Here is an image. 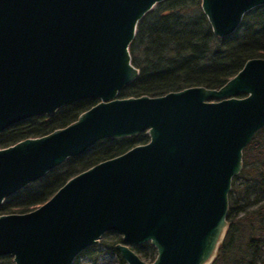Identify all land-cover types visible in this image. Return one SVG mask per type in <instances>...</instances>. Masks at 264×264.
Masks as SVG:
<instances>
[{
	"label": "water",
	"instance_id": "1",
	"mask_svg": "<svg viewBox=\"0 0 264 264\" xmlns=\"http://www.w3.org/2000/svg\"><path fill=\"white\" fill-rule=\"evenodd\" d=\"M166 0H0V133L95 101L63 128L0 149V206L102 140L147 141L66 180L43 204L0 215V257L72 264L106 233L124 264H211L226 230L227 194L243 149L264 127V59L217 89L118 99L137 77V23ZM225 39L264 0H198ZM148 244L151 262L127 246Z\"/></svg>",
	"mask_w": 264,
	"mask_h": 264
},
{
	"label": "trees",
	"instance_id": "2",
	"mask_svg": "<svg viewBox=\"0 0 264 264\" xmlns=\"http://www.w3.org/2000/svg\"><path fill=\"white\" fill-rule=\"evenodd\" d=\"M128 51L131 65L138 74L118 92V99L159 97L189 87L217 89L238 72L246 60L264 59V7L244 14L231 36L216 39L200 12L198 0H166L137 23ZM94 104L95 101H79L51 116L17 123L0 133V149L63 128ZM146 141L140 134L94 144L81 156L67 159L7 197L0 206V215L33 210L69 178ZM241 164V171L231 180L227 194V230L211 264H264V127L243 149ZM104 235L103 249L116 255L117 264H124L114 250L120 238L114 233ZM130 250L143 262H151L155 255L148 244ZM0 264H12L11 258L0 257Z\"/></svg>",
	"mask_w": 264,
	"mask_h": 264
},
{
	"label": "rangeland",
	"instance_id": "3",
	"mask_svg": "<svg viewBox=\"0 0 264 264\" xmlns=\"http://www.w3.org/2000/svg\"><path fill=\"white\" fill-rule=\"evenodd\" d=\"M154 7L152 8V10L154 9ZM238 182H241V180H239ZM104 236L105 235L101 236L98 239V243L95 246L89 248V251L87 253H84V251H83L81 254H79L75 258V260L73 261L72 264H117L116 255L113 253L106 252L101 245ZM127 247L129 249H131V248L133 249L134 247H138V246L128 245ZM154 254H155V252H154Z\"/></svg>",
	"mask_w": 264,
	"mask_h": 264
},
{
	"label": "flooded vegetation",
	"instance_id": "4",
	"mask_svg": "<svg viewBox=\"0 0 264 264\" xmlns=\"http://www.w3.org/2000/svg\"><path fill=\"white\" fill-rule=\"evenodd\" d=\"M134 147V146H133ZM28 186V185H27ZM36 208V207H35Z\"/></svg>",
	"mask_w": 264,
	"mask_h": 264
},
{
	"label": "bare ground",
	"instance_id": "5",
	"mask_svg": "<svg viewBox=\"0 0 264 264\" xmlns=\"http://www.w3.org/2000/svg\"><path fill=\"white\" fill-rule=\"evenodd\" d=\"M94 146V145H93Z\"/></svg>",
	"mask_w": 264,
	"mask_h": 264
}]
</instances>
